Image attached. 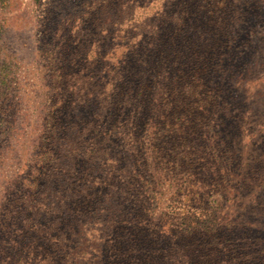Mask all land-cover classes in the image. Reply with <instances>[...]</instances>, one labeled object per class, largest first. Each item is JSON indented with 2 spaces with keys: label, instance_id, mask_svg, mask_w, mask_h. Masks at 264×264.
<instances>
[{
  "label": "rangeland",
  "instance_id": "obj_1",
  "mask_svg": "<svg viewBox=\"0 0 264 264\" xmlns=\"http://www.w3.org/2000/svg\"><path fill=\"white\" fill-rule=\"evenodd\" d=\"M262 219L264 0H0V264L114 261L127 227L225 261Z\"/></svg>",
  "mask_w": 264,
  "mask_h": 264
},
{
  "label": "trees",
  "instance_id": "obj_2",
  "mask_svg": "<svg viewBox=\"0 0 264 264\" xmlns=\"http://www.w3.org/2000/svg\"><path fill=\"white\" fill-rule=\"evenodd\" d=\"M199 16V15H198ZM223 12L220 13V18L222 19L223 17ZM215 18V14L210 17L209 23H212V25L218 24V28L220 31H222V25L221 21L213 20ZM220 19V20H221ZM211 31H219V30H213L210 29ZM223 34V33H222ZM225 37V34H223V37ZM224 45H229V40H224L223 41ZM218 50H220V45L218 44L217 46H213L212 48L209 49V53L212 56L219 55ZM222 50V49H221ZM211 51V52H210ZM195 55L197 52H193ZM217 53V54H216ZM208 55V54H207ZM200 73V72H199ZM212 104V102H210ZM195 107V106H194ZM198 107H203L202 105H198L195 108ZM86 204V203H85ZM119 220V217L117 219H111L110 220V225H109V230L110 232L114 231L117 228L115 227V223ZM257 221V220H256ZM256 221L248 222V226L244 227L248 228L251 232L253 231L254 237L250 240L249 242H244V243H238L236 245L237 251L240 252V254H236L233 256L232 259L230 260H225L223 258L222 253L220 252V249L217 247L216 240L214 239L213 242L212 240L207 239V237L204 236H198L196 239L195 237H192L189 241H182L180 244H174L169 246V250L171 252L169 254L165 255V250L163 248L160 249L161 245L160 244H150L147 249L146 253L151 254L149 251L150 248L153 246H157L159 250L160 255H165L167 257L171 258H176V254L179 253L182 256V260L185 264V262L192 260L194 264H248L250 262H258V264H264V236H260L259 232H261L262 227L260 226H252L256 223ZM262 221H264L262 219ZM119 223V222H118ZM246 224V223H245ZM251 224V226H249ZM245 226V225H244ZM131 228H134L135 226L132 225L130 226ZM124 228V227H123ZM127 230L130 231V229L124 228V233L118 237V243L113 245V248H109L108 253L112 256L111 259L114 261H106L105 255L106 252L102 250L100 253H98V256H95L93 251H90L89 253H86V257L83 256L84 259H86L89 262H93L94 264H158L154 262L153 260H148L147 255L145 254L144 251V246L146 241H143L140 238H137L136 234H132V232H128ZM109 232H107L106 236H108ZM186 236H191L187 234ZM249 237V236H247ZM227 241V240H224ZM223 241V242H224ZM40 241H32L29 240L27 244H30L28 246H33L37 247L39 246ZM166 243V242H165ZM178 245V246H175ZM105 247H108L107 244ZM20 247H16V250L19 251ZM108 249V248H107ZM24 249L21 248L20 251H23ZM107 251V250H106ZM21 253V252H20ZM159 254L155 253L156 258H159ZM161 258V256H160ZM180 264L182 262L180 261Z\"/></svg>",
  "mask_w": 264,
  "mask_h": 264
}]
</instances>
